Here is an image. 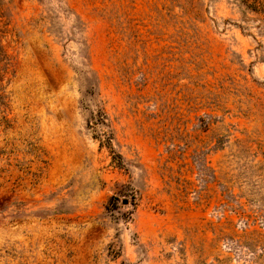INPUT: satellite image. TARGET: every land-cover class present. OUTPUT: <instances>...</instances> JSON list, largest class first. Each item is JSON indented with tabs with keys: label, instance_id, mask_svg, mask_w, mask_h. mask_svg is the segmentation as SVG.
Here are the masks:
<instances>
[{
	"label": "rangeland",
	"instance_id": "obj_1",
	"mask_svg": "<svg viewBox=\"0 0 264 264\" xmlns=\"http://www.w3.org/2000/svg\"><path fill=\"white\" fill-rule=\"evenodd\" d=\"M0 264H264V0H0Z\"/></svg>",
	"mask_w": 264,
	"mask_h": 264
}]
</instances>
